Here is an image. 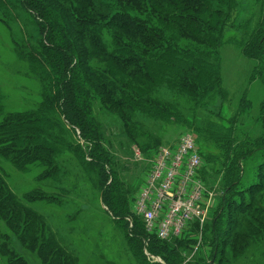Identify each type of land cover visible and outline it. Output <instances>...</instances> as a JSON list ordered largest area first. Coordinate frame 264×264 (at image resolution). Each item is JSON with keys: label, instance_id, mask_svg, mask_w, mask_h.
<instances>
[{"label": "rangeland", "instance_id": "374dc122", "mask_svg": "<svg viewBox=\"0 0 264 264\" xmlns=\"http://www.w3.org/2000/svg\"><path fill=\"white\" fill-rule=\"evenodd\" d=\"M46 1L50 4L44 3V8L54 16L56 25L52 29H56L59 34L56 41H60L59 29L67 18L66 13L78 12L81 0ZM133 1L93 0L94 6H89H93L95 13L100 7H107L111 12L109 15H112L122 9L123 3L131 16L141 19L152 16L157 22L151 0ZM210 4L215 8L219 6L216 0ZM225 5L220 22H224L222 45L215 49L226 99L216 96L209 108L215 113L220 112L224 120H220L219 126L226 129L232 123L231 119L239 114L232 136L240 142L246 136L258 138L264 133V0H225ZM110 20L111 17L103 22ZM41 22L24 6L23 0H0V122L13 114L36 112L43 106L52 109L46 104L48 96L52 95L51 80L47 76L51 71V61L45 56V34L50 31V26H45L43 34ZM169 28L176 30L174 25ZM114 35L120 37L118 45L123 47L131 42L136 47L144 46L128 34L107 27L102 31L101 40L108 52L115 51ZM179 36L181 49L190 50L197 46L200 50L208 49L196 45L195 41L182 34ZM253 39H256L255 46L252 45ZM79 47L76 52H88L87 61L95 70L110 74L111 66L105 55L80 43ZM116 68L121 75L115 77L114 73L110 79L121 86L122 76L127 84L132 76L141 75L131 67ZM150 93L153 101L168 106L176 104L178 108L157 114L143 111L133 115L126 110L130 117L125 126V116L123 119L120 116L122 109L103 97L91 101L93 115L102 132L103 148L118 164L120 188L123 192L128 189L132 192L119 203H123L126 209L125 216H114L116 213L103 203L101 180L89 160L78 158L66 146L59 148L56 163L60 171L54 176L53 172L46 175V169L40 164L18 168L11 156H0V264H60V258L66 257L70 258V264H164L161 257L152 256L148 251L139 255L129 234L132 226L138 225L143 233L151 235L132 210L134 199L151 166L147 159L137 160L135 151L141 149L146 154L153 149L175 146L185 134L197 139L198 135L189 129V125L204 127L209 120L217 123V119L208 112L209 108L199 109L195 105L203 102L167 83L152 87L149 96ZM164 111L175 112L179 118L171 117L169 112L164 116ZM66 125V139L74 136L76 142L83 145L82 140L79 142V131L76 130L75 135ZM131 126L133 128L130 129ZM54 133L59 134L60 128ZM199 137L200 146L208 153L215 157L220 155L218 147L209 142L206 135V142ZM263 154L264 149L242 163L244 174L232 196L237 207L242 202V191L257 182V170L264 161ZM207 161L203 159L202 172L206 175L207 189L213 194L210 214L202 228L192 227L189 231L186 238L191 245L181 254L182 264H195V259H202L207 264H264V185L254 196L256 201L251 209L230 214L228 206L224 209L221 205V198L225 195L223 174L216 173L221 169V162ZM12 214L16 218L10 220ZM28 215L31 221L34 220V227L29 226L31 232L24 235L30 220L25 219ZM126 222L129 226L125 228ZM226 228L229 234L224 240ZM47 245L50 246L44 248ZM56 251L60 252L59 258H56Z\"/></svg>", "mask_w": 264, "mask_h": 264}, {"label": "trees", "instance_id": "16d2710c", "mask_svg": "<svg viewBox=\"0 0 264 264\" xmlns=\"http://www.w3.org/2000/svg\"><path fill=\"white\" fill-rule=\"evenodd\" d=\"M23 1L24 6L42 20L43 34L45 26H50V31L48 30L45 34V56L51 61V64L49 66V63L46 62L45 65L51 67L52 71L47 74L51 80L50 93L52 95L48 96L46 100V104L52 109H46L43 106L36 112L13 114L0 122V156H11L14 165L18 168L34 163L40 164L46 169V175H52L53 172L52 176H54L60 171L59 165L56 163L59 148L66 146L78 158L89 160V164L98 171L101 180L103 203L116 213L114 216H125L126 209L122 206L123 203L120 205L119 203L129 197L128 195L132 192L130 189L123 192L122 187L120 188L122 185H119L117 177L119 175L116 169L118 164L114 160L115 158L105 152L103 148L102 132L93 115L91 101L103 97L122 109L121 115H119L122 119L123 115L125 116V126L127 118L130 117L126 110L133 115L143 111L157 114L162 113L163 110L172 109L174 111L178 108L176 104L168 106L159 101H153L151 93L149 96L152 87L162 86L164 83L182 90L185 95L197 99L200 103L203 102L200 105L195 104L199 109L203 107L208 109L216 96L222 97L225 101L226 92L222 87L221 67L216 50L222 45L221 33L224 22L223 24L220 22L224 17L225 0H216L219 3L217 8L210 4L212 0H151L153 10H156L157 22L152 16H148L146 19L131 16L128 13L130 11L122 6L123 3H121L122 9L120 8L119 11L109 15L111 12H108L107 7L102 6L95 13L93 0H81V3L78 4V12L71 13L65 9L67 18L62 23V28L59 29L60 41H56L59 34L56 29H52L56 25L54 16L44 8V3L45 5L50 4V1ZM90 4L93 6L90 7ZM223 5L225 6L223 7ZM109 17L111 20L108 23L103 22ZM101 18L104 20L99 21ZM170 25L176 26V30H171ZM107 27L128 34V36L141 41L144 46L136 47L131 42L128 46L123 47L121 44L118 45L120 37L114 35L115 51L108 52L101 40L102 31ZM181 34L195 41L196 45L199 44L208 49L200 50L198 46L194 49L190 48V50L181 49L179 36ZM255 42L256 39H253V46H255ZM79 43L94 48L99 54L105 55L111 66L109 70L111 75L95 70L89 60L87 61L88 52L84 51L83 54L76 52ZM120 66L137 69L141 75L132 76L131 82L127 84L122 76L120 79H122L123 86H121L118 82L110 79V76L115 74V77L121 75L116 70V67ZM166 112L169 111H164V116H167ZM208 112L217 119V123L209 120L204 127L189 125V129H192L199 139L201 136L204 142L208 137L209 142H214V145L220 150V155L215 157L200 146L198 138L195 139L202 159L208 160L207 162H214V160L221 162V169L216 173L223 174V194L225 195L221 198L222 208L225 209L228 206L230 214L237 210L243 213L252 208L256 201L254 196L264 185V161L258 167L257 182L242 191V202L239 207L235 201H232V196L244 174L243 161L247 157L262 153L264 133L258 138L246 136L245 139L237 142L232 135L233 130L236 129L239 114L231 119L230 123H232L226 129L219 126L221 125L220 120H224L220 116V112L215 113L210 108ZM169 114H172L171 117L179 118L175 112H169ZM262 117L264 121L263 113ZM66 123L75 135L79 131V142L82 140L83 145L78 144L74 136H71L73 139L70 136H68L70 140L66 139L65 134L68 132V129L65 128ZM59 128L60 133L55 134V130ZM158 149L147 151L146 154L141 149L139 150L145 158L144 161L147 159L149 162ZM202 171L200 177L205 183L206 175ZM110 179L112 181L108 185ZM15 218V215L12 214L10 220ZM25 219H30L25 227L26 232H23L24 235H27L31 232L30 227H34L32 226L34 220L31 221L32 218L29 215ZM139 220L145 229L140 218ZM126 226H129V222H126L125 228ZM136 226H132L129 234L136 249L139 250V255L148 251L152 256L161 257L164 264L183 263L181 254L190 249L191 245V241L186 238L188 234L181 239L165 241L155 235H146L141 231L142 228ZM196 227L199 228V226L193 225V228L197 229ZM226 230L227 228L224 230L225 232L223 231L224 240L229 234V230ZM218 232L222 231L218 230ZM55 253L56 258H59L60 252L56 251ZM60 259L62 260L59 262L60 264L72 263L69 257ZM194 261L195 264H207L202 259ZM208 264L210 263L208 262Z\"/></svg>", "mask_w": 264, "mask_h": 264}, {"label": "built area", "instance_id": "2783aa9c", "mask_svg": "<svg viewBox=\"0 0 264 264\" xmlns=\"http://www.w3.org/2000/svg\"><path fill=\"white\" fill-rule=\"evenodd\" d=\"M135 156L145 160L139 149ZM149 162L145 183L132 206L146 231L166 241L184 238L193 225L202 228L213 194L200 177L203 159L194 137L185 134L175 146L159 148Z\"/></svg>", "mask_w": 264, "mask_h": 264}]
</instances>
